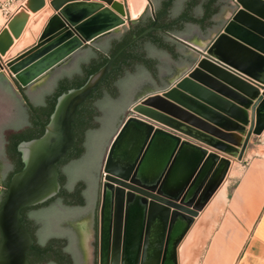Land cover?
Segmentation results:
<instances>
[{
  "label": "water",
  "instance_id": "1",
  "mask_svg": "<svg viewBox=\"0 0 264 264\" xmlns=\"http://www.w3.org/2000/svg\"><path fill=\"white\" fill-rule=\"evenodd\" d=\"M64 1L55 0L56 3L58 2L57 4ZM245 1L235 0L239 7L236 10L237 6L230 5V0H222L224 6L221 13L214 18L218 25L209 30L208 34L218 33L223 29L212 40H209L204 48V54L209 60L237 74L240 78L263 86L264 78L258 76L257 72L264 60L251 53L248 50V43L243 39L232 37L233 39L226 40V34L231 36L228 29L240 25L239 15L247 7ZM148 2L150 3V0ZM101 6L102 9H105L103 5ZM115 11L120 13L121 18L117 17L116 24L110 29L118 25L120 28L100 35L93 40H91L92 38L88 40L82 36L83 41L78 43L76 49L41 71L37 76L56 64L55 67H57L84 45L94 43L104 36L119 31L126 25V21L122 12ZM226 11L231 13L229 20L223 19V14ZM44 30L36 45L26 50L17 59L39 45L44 38ZM151 30L153 27L142 34H147ZM192 38L203 39L194 30L191 38L182 40L188 42ZM6 40L7 38L1 43L0 55L5 51ZM83 55L84 53L79 51L74 57L49 74L42 83L34 86L31 85L32 82H21L11 71L10 65L17 59L3 66L0 64V72L4 71L5 68L7 73L13 76L14 79L9 74L27 103H37L43 95L52 90L57 78L63 73L71 71L77 60ZM188 57L191 64L168 62V70L171 73L168 76L164 75L165 73L162 75V80L167 85L166 88L156 91L152 85L145 84L136 89L129 99L131 105L126 110V113L128 111L129 114L107 148L101 173L102 182L97 213L99 264H109L107 256L109 252H106L107 247H105L104 255L100 236V209L105 200L108 203V235L111 234V230L113 231L110 253L113 259L110 264H178V247L185 233L224 178L228 167V161L225 158L220 159L216 153H208L205 148L181 138L170 130L191 137L144 110L147 107H153L161 114L183 121L179 115L154 106L151 101L154 98H158L159 101V99L167 97L166 94L174 86H179V83L194 71L201 55L197 58ZM113 60L114 58L110 59L97 72L90 75L81 87L70 89L57 97L53 112L41 137L23 141L17 145L23 167L11 176L6 188L5 200L0 208V264H29L26 254L31 251L33 240L20 223L21 211L28 207L41 205L58 194L60 185L55 164L73 146L72 123L75 120L77 108L86 98L91 96L99 83L111 72ZM60 61L61 63H58ZM256 87L259 89L258 86ZM258 93L259 91L254 97ZM261 96H264V92ZM251 101L245 107V114L252 103ZM259 101H261V97ZM136 104L140 105L134 107ZM130 107H134L136 114L132 109H129ZM114 113L116 112L110 114V118L115 115ZM26 116L27 106L13 90L12 84L0 74V166L2 165L3 177H5V171L8 168L2 153L5 149V136L9 133L24 131L27 128ZM246 124L247 118L240 136L244 132ZM110 125L108 122L103 127L95 145H88V154L80 165L85 167L90 165L89 161H91L92 167L96 168L112 131ZM263 128L264 99L256 109L254 133L259 134ZM246 142L247 140L243 144L242 151ZM90 143L92 144V141ZM240 145L241 139L236 146L240 147ZM237 152L238 149L230 156L237 154ZM104 174H108L106 179L109 183L103 185ZM82 175L86 185L91 183V180L93 181L89 174L85 175L82 172ZM90 189L88 184L87 189L83 192L86 202L84 215L93 209L95 203L96 192ZM124 197H126L125 209L128 219L125 217L123 225L121 211L123 210ZM46 212L48 211L40 210L31 215L39 216ZM63 214L64 212H61V214H56L49 219L50 230L45 227L42 239L44 241L50 235L68 230L73 236L74 249L78 256L77 264H83V255L76 236L71 230L58 226L65 219V214ZM144 217L147 218L145 230L141 222ZM133 230L136 233L130 239L127 231ZM143 236L144 239H142Z\"/></svg>",
  "mask_w": 264,
  "mask_h": 264
},
{
  "label": "trees",
  "instance_id": "2",
  "mask_svg": "<svg viewBox=\"0 0 264 264\" xmlns=\"http://www.w3.org/2000/svg\"><path fill=\"white\" fill-rule=\"evenodd\" d=\"M150 3L151 6L136 21L130 22L118 36L83 46L80 51L84 55L77 60L75 67L60 75L52 90L43 95L39 102L27 103V128L5 136V149L2 153L8 168L3 177L2 165L0 166V208L11 176L23 167L17 145L41 137L57 97L70 89L81 87L90 75L114 58L111 72L77 108L72 123L73 146L55 164L60 185L58 194L41 205L21 211L20 223L33 240L31 251L26 254L29 264L78 263L73 236L68 230L50 235L44 241L42 238L45 227H50L49 219L56 214L64 212L66 220H79L85 216L83 192L88 184L90 190L96 192L93 209L88 214L92 218L95 238L93 253L97 263L99 176L107 148L127 117L126 110L131 105L129 99L140 85H152L156 91L166 88L162 75L165 73L168 76L171 73L168 62L191 64L185 54L187 46L182 39L191 38L194 30L201 38H207L209 30L218 25L214 18L224 6L222 0H150ZM151 27L153 30L142 34ZM197 41L206 43L203 40ZM113 112L116 113L110 118ZM108 122L112 131L96 168L92 167L91 161V166L80 165L88 154V145H95ZM82 172L92 176L93 181L86 185ZM40 210L48 212L39 216L31 215Z\"/></svg>",
  "mask_w": 264,
  "mask_h": 264
},
{
  "label": "bare ground",
  "instance_id": "3",
  "mask_svg": "<svg viewBox=\"0 0 264 264\" xmlns=\"http://www.w3.org/2000/svg\"><path fill=\"white\" fill-rule=\"evenodd\" d=\"M142 1L143 4L136 1L132 2V10L136 14H133L131 11L128 1L132 19L138 18L144 10L147 1ZM101 5L102 4L97 2L88 1L73 2L65 5L58 13L53 15L50 21L48 20L49 23L46 25L43 33L44 38L41 41L42 44L34 52L24 55L14 61L10 65L11 71L23 83L35 82L43 77L47 71H50V69L52 70L57 64L39 76H37V74L76 49L78 43L83 41L82 36L88 38V40L91 38V40H93L100 35L107 34L118 28L120 25L110 29L116 24V18L118 16L112 13L108 8L102 9ZM245 6L247 7L243 9L239 15L240 25L236 26V28L230 27L228 29L231 36L226 34V40L233 39L232 37L241 38L240 40L243 39L248 43V50L255 56H260L261 60H264V0H246ZM38 20L36 18L35 23ZM14 29V25L10 22L5 25L4 30L0 34V49L2 47L1 43L5 38L16 35ZM95 35L97 36L94 37ZM206 44L196 40L194 46L204 50ZM1 54L5 53L2 52ZM248 61L250 62V59H248ZM58 63H61V61ZM257 75L264 78V61L263 64L260 65ZM258 91L259 89L251 82L240 78L237 74L216 64L208 58L201 57L194 71L190 75H187L185 79L179 83V86H174L172 90L166 94L167 97L161 100L159 99V101L158 98H154L153 101H151L154 106H158L167 112L179 115L183 121L161 114V112L153 107H147L144 110L155 118L158 117L160 120L165 121L166 124H170L179 131L187 134L193 140H197L222 154L232 155L237 150L236 145L241 139L240 132L243 130V125L246 121L245 107ZM213 93L220 95L222 98ZM159 96H162V94H159ZM195 99H200L207 103L213 101L222 112H213ZM225 99H228L233 104L227 102ZM138 105L140 104H136L134 107ZM133 108L132 110L134 114H136ZM192 111L199 113L202 116V120L194 117ZM186 120H189L191 123L184 122ZM209 123H212V125H214L213 127L216 128L210 126ZM107 176L108 174H104L103 185L109 183L106 179ZM125 200L126 197H124L123 210L121 211L123 225L125 217L128 219L126 216ZM147 203L149 202L147 201ZM104 207L108 209L107 200L103 202L100 209V236L103 250L107 245L106 252H109L107 256L110 264V261L113 259L110 255L113 231L111 230V234L108 235V229L104 230L103 219L106 218ZM141 222L145 230L147 218L144 217ZM127 233L128 237L131 239L136 231H127ZM105 234L107 239L104 242L103 236ZM142 239H144V236Z\"/></svg>",
  "mask_w": 264,
  "mask_h": 264
},
{
  "label": "rangeland",
  "instance_id": "4",
  "mask_svg": "<svg viewBox=\"0 0 264 264\" xmlns=\"http://www.w3.org/2000/svg\"><path fill=\"white\" fill-rule=\"evenodd\" d=\"M128 1H129L130 9L133 12V14H136V13L132 10V2L136 1V2L143 4L142 0H138V1L137 0H88V2H94V3L97 2L99 4H102L105 8H108L109 10H111V12L117 15L119 18H121L120 13L116 12L115 10L122 12V14H124V18L126 21V25H124L119 31L109 34L107 36H104L103 38L97 40L98 43L104 42L111 36H118L126 29V27L128 26L130 22L136 21L140 17L142 13L139 15L137 19L131 18V14H130L129 7H128ZM144 1H147L145 8H144L145 10L146 8H149L151 5L148 2V0H144ZM73 2H82V0H65L64 2L60 4H57L58 2L56 3L55 0H34L32 2L21 1L18 4V7L16 8V10L11 15H8L6 18H4L3 19L4 21H0V34L4 30L5 25H7L9 22L14 25V28H15L14 33L16 34V35L13 34L14 36H8L6 40V46L4 47L5 51H3L5 54L0 55V64L3 66L9 63L10 61H13L14 59H17L22 53L26 51L25 50L24 52L17 54V52L22 48V46L23 45L27 46V45L32 44V40L30 38L29 32H31L34 36H38L40 34L42 27L44 25L45 26L47 25V23L49 22L48 20H50V18L53 17L54 14L58 13L68 3H73ZM230 5L237 6L235 3V0H230ZM238 8L239 7L237 6L236 10ZM230 14L231 13L229 11H226L223 14V19L229 20ZM36 18L37 20L39 19L37 21L38 23L37 22L35 23ZM20 19L22 20L19 22ZM12 20L14 23L11 22ZM28 21L31 23V24L29 23L30 26L27 27L29 31L27 30L28 32L27 31L24 32V29ZM118 28H120V26ZM221 30L218 33H210V35L206 39L192 38L188 42L183 40L187 46L185 54L193 58H197L200 55L201 57L208 58L204 54L205 49L203 50V49L197 48L196 46H194V43L196 41L195 42L193 41L194 40H203V41L212 40L214 38L213 36L219 34ZM22 34H23L22 39H21L22 41L19 42L21 44L16 43V41L21 37ZM37 41L33 44V46L36 45ZM41 44L42 42H40L38 46L34 47L33 49H31L24 55H28L34 52ZM76 54L77 52L72 54L69 58H67L64 62L59 64L54 69L52 70L50 69V71H47L43 77L39 78L35 82H32V84L37 85V84L42 83L49 74H51L53 71H55L57 68H59L64 63H66ZM249 82H252V81H249ZM254 85L259 87V93L256 95V97H254V99H252L251 101L252 103L246 110L247 124L244 126V132L241 134V145L240 147H237L238 152L237 154L233 156L225 155V154L224 155L218 154L214 152L219 156L220 159L225 158L228 161V167H227L226 173L220 185L218 186L216 191L213 193V195L210 197V199L208 200L204 208L193 219V223L191 224L190 228L185 233V236L178 247V264H198L199 263L205 251L206 243L209 238V235L211 234L216 222L218 221L221 215V212L224 209L225 202H227V200L230 198V194L237 182L239 175L241 174L243 169L247 166V164L252 159H257V158L264 159V128L259 134L254 133V130L256 128V109L262 102V99H264V96H261L264 92V85L261 86L257 83H255ZM260 97H261V101H259ZM129 109L131 110L132 107H130ZM128 114L129 112L127 111L126 115ZM246 140H247L246 145L242 151L243 144ZM210 152H213V151H210ZM101 173H102V169H101ZM101 182L102 181H101V175H100L98 195H100ZM216 192H219V193H216ZM107 211H108L107 207H104V214L106 216V218H104L105 220L103 219L104 230L105 229L107 230L106 225L108 224V212ZM58 226L60 228L71 230L76 236L79 242L81 251H82L83 264H99L98 253H97V263H96L95 255L93 253L94 251L93 242L95 238H94V231L92 228L91 215L87 213L85 216H83V218L79 220L62 221L58 224ZM103 239H104L103 241L105 242L107 239L106 234L103 236ZM105 247H107V245ZM104 253H105V250H104Z\"/></svg>",
  "mask_w": 264,
  "mask_h": 264
},
{
  "label": "crops",
  "instance_id": "5",
  "mask_svg": "<svg viewBox=\"0 0 264 264\" xmlns=\"http://www.w3.org/2000/svg\"><path fill=\"white\" fill-rule=\"evenodd\" d=\"M22 1L32 2L34 0ZM29 23L28 21L24 32L28 30L27 27L31 24ZM44 28L45 25L42 27L40 34ZM29 34L32 44L27 46L23 45L17 54L31 48L40 36V34L34 36L31 32ZM22 36L23 34L16 43H19ZM95 43H98V41ZM0 74L12 84L13 90L27 106V102L11 79L13 76L9 73L10 77L6 70L1 71ZM251 83L255 84L253 81ZM31 85L34 86V84ZM213 94L220 97L216 93ZM195 100L203 104V106H207L213 112H222L213 101L207 103L200 99ZM225 100L233 104L228 99ZM192 114L194 117L202 120V116L199 113L192 111ZM154 124L156 125V123ZM209 124L212 127L214 126L212 123ZM170 131L179 135L181 138H186L206 148L208 152L213 151L222 154L180 133ZM198 264H264V159H252L239 175L230 194V198L225 202L224 209L209 235L205 251Z\"/></svg>",
  "mask_w": 264,
  "mask_h": 264
},
{
  "label": "built area",
  "instance_id": "6",
  "mask_svg": "<svg viewBox=\"0 0 264 264\" xmlns=\"http://www.w3.org/2000/svg\"><path fill=\"white\" fill-rule=\"evenodd\" d=\"M22 0H0V21L11 15Z\"/></svg>",
  "mask_w": 264,
  "mask_h": 264
}]
</instances>
